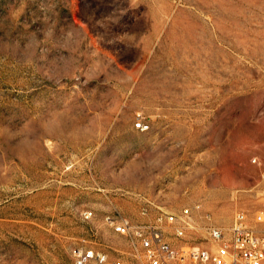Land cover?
<instances>
[{
	"label": "rangeland",
	"instance_id": "374dc122",
	"mask_svg": "<svg viewBox=\"0 0 264 264\" xmlns=\"http://www.w3.org/2000/svg\"><path fill=\"white\" fill-rule=\"evenodd\" d=\"M263 210L264 0H0V264H149L109 217L184 253Z\"/></svg>",
	"mask_w": 264,
	"mask_h": 264
},
{
	"label": "built area",
	"instance_id": "2783aa9c",
	"mask_svg": "<svg viewBox=\"0 0 264 264\" xmlns=\"http://www.w3.org/2000/svg\"><path fill=\"white\" fill-rule=\"evenodd\" d=\"M135 126L139 129L147 128L144 121H137ZM184 210V214L189 213ZM263 215L258 216V222H249L244 211L237 212L233 225L225 230L213 226L209 228V234L215 241L214 248L190 247L180 253L175 250L165 239L160 231V226H135L128 219L122 218L118 223L110 218L116 229L135 236L141 242L142 247L148 252L149 264H164L169 259H190L195 264H264V226H261ZM170 222L176 220L174 214L167 216ZM163 218L160 217L159 221ZM117 224V225H116ZM177 234L183 235L184 228L178 227ZM76 264H121L118 260H111L107 253L94 249L77 248L74 251Z\"/></svg>",
	"mask_w": 264,
	"mask_h": 264
}]
</instances>
